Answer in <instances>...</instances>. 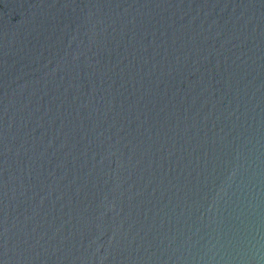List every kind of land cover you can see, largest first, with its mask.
<instances>
[{"label":"water","instance_id":"obj_1","mask_svg":"<svg viewBox=\"0 0 264 264\" xmlns=\"http://www.w3.org/2000/svg\"><path fill=\"white\" fill-rule=\"evenodd\" d=\"M0 264H264V0H0Z\"/></svg>","mask_w":264,"mask_h":264}]
</instances>
